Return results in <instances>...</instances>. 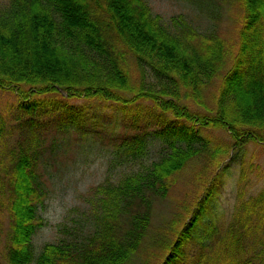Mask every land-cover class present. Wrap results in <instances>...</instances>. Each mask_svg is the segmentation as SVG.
I'll return each instance as SVG.
<instances>
[{"label":"trees","instance_id":"obj_1","mask_svg":"<svg viewBox=\"0 0 264 264\" xmlns=\"http://www.w3.org/2000/svg\"><path fill=\"white\" fill-rule=\"evenodd\" d=\"M258 1H207L217 11L227 6L230 23L221 16L213 25L220 31L205 32L181 13L168 22L149 0L1 3L0 90L18 99L0 105V258L127 264L146 241L154 199L166 197L174 175L200 161L195 176L203 194L199 185L192 207L179 209L181 220L189 219L174 237L167 231L157 264H264V186L246 197L242 183L230 219H215L232 149L264 142V0ZM80 97L122 111L125 120L132 113L134 129L145 108L144 121L158 123L160 155L145 162L148 132L116 141V159L128 171L113 179L109 167L105 179L89 186L81 214L60 222L59 237L35 255L33 235L44 223L39 208L47 195L40 162L54 155L56 143L65 146L58 140L73 126L91 132L81 122L88 110L70 101ZM209 130H224L234 142L212 141L203 133Z\"/></svg>","mask_w":264,"mask_h":264},{"label":"rangeland","instance_id":"obj_2","mask_svg":"<svg viewBox=\"0 0 264 264\" xmlns=\"http://www.w3.org/2000/svg\"><path fill=\"white\" fill-rule=\"evenodd\" d=\"M4 1L0 0V4ZM149 1L153 10L163 15L168 22L171 21L172 15L181 13L202 32L208 29L220 31V27L213 25L214 21H217L221 16H223L222 24L224 22L230 23L227 18V6H224L221 11H217L213 4L209 3L212 0H207L209 2L204 0ZM261 1L256 2V5L259 6ZM231 28L233 27L231 26ZM147 78L151 79L148 72ZM215 89L213 88V90ZM60 94L66 95V92L62 91ZM17 99L15 92L9 89L0 90L1 109H5L4 105ZM206 99L211 100L208 97ZM70 101L75 106H85L84 108L88 110L86 117L82 118L81 122L83 123L82 128L90 129L91 132L83 133L77 126H73L71 131L65 132L67 134L65 137L58 140V142L66 140L65 146L60 147V144L56 143L58 146L56 151H51L54 152V155L49 157L48 162L44 160L40 162V171L43 173L47 195L45 196V204L39 208L44 223L33 235L35 252H37L36 250L39 251L45 242L56 240L59 237L58 225L60 222L68 219V216H79L81 214L82 210L80 208L82 204L85 205L83 198L89 186L105 179L108 176L107 170L109 167L113 168L114 174H111L113 179H116L120 172L128 171L127 163H121V159H116L114 147L116 141L119 142V140L134 132H142V134L148 132L145 135L149 141V153L145 162L157 159L160 155L162 139L156 135L157 132L155 131L158 123L151 121L147 124L144 121L145 108H142V115H138L140 128L134 129L131 126L132 113L127 117L128 120H125L122 111L113 114L110 111L111 108L105 109L102 106H97V103L90 99L80 97L71 98ZM138 102L142 103V100ZM146 103L150 102L143 101V105ZM199 107H201L200 104ZM101 118L103 121L96 123ZM147 125H149V128H146ZM202 128H200L201 131ZM203 133L207 134V137L211 138L212 141L234 142L224 130H209ZM50 142L48 141L45 144L44 153L50 151ZM231 155L225 162L231 160V157L234 158V161L224 177L225 182L218 196L219 207H221V214L215 217L218 221L230 219L242 183L245 186L244 194L246 197L248 194L257 193L264 186V142L249 141L246 143V147H242V149L233 148ZM201 166L200 161H195L180 170L174 175L177 180L168 195L154 199L152 222L145 237L147 242L141 244L127 264H142L143 259L150 260L149 264H157L161 260L160 256L156 254L159 249L156 248L167 240V231H170V235L174 237L177 229L183 225V220L185 218L189 219V216L184 215L181 220L178 215L179 209L182 210L184 205L192 207L194 201L197 200L195 190H197V187L199 188V185H202V188H199L202 189L198 194L199 197L203 194V182L195 176ZM137 168H139V165L135 166V169ZM243 168L245 169V178H241ZM173 218H178L177 222L181 220L177 226L168 224ZM159 234H161L160 239L156 241L154 246L151 245L150 243ZM0 264H7V260L1 257Z\"/></svg>","mask_w":264,"mask_h":264},{"label":"bare ground","instance_id":"obj_3","mask_svg":"<svg viewBox=\"0 0 264 264\" xmlns=\"http://www.w3.org/2000/svg\"><path fill=\"white\" fill-rule=\"evenodd\" d=\"M33 246H34V245H33ZM34 248H35V246H34ZM35 249H36V248H35ZM40 250H41V249H40ZM40 250H39V251H40ZM36 251H37V252H35V255H37V254L39 253V251H38V250H36Z\"/></svg>","mask_w":264,"mask_h":264}]
</instances>
